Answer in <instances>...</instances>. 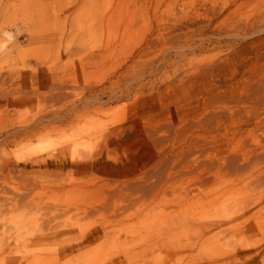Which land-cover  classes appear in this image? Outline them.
I'll list each match as a JSON object with an SVG mask.
<instances>
[{"label":"bare ground","instance_id":"obj_1","mask_svg":"<svg viewBox=\"0 0 264 264\" xmlns=\"http://www.w3.org/2000/svg\"><path fill=\"white\" fill-rule=\"evenodd\" d=\"M249 4H256L254 12L241 17L239 10ZM207 19L191 30L177 24L167 32L179 52L176 77H139L138 70L123 69L71 100L65 91L68 80L59 72H46V79L25 74L19 83L12 69L6 75L0 71V99L9 101L0 117L5 123L0 148L53 131L65 135L70 123L83 119L89 109L104 116L106 105L117 103L114 109L135 127V136L129 140L118 128H105L96 135V155L112 159L111 173L120 178L108 183L94 177L80 185L106 189L107 198L123 194L115 205L137 202L146 213L158 204L167 226L162 233L190 237L195 245L210 238L246 237L253 220L264 216V0H231ZM183 27L197 32L196 43L180 42ZM202 29L207 35L200 34ZM215 48L209 60L196 58ZM34 94L52 100L50 108L29 118L8 116ZM128 143L132 151H127ZM32 152L11 164L0 161V192L22 198L32 186H60L51 173L78 167L82 178L90 166H98L95 156L90 162L61 152ZM134 160L138 168L122 175L120 165Z\"/></svg>","mask_w":264,"mask_h":264},{"label":"rangeland","instance_id":"obj_2","mask_svg":"<svg viewBox=\"0 0 264 264\" xmlns=\"http://www.w3.org/2000/svg\"><path fill=\"white\" fill-rule=\"evenodd\" d=\"M229 1L0 0V32L10 31L16 37L9 42L0 36V44L7 45L0 50V71L6 75L4 71L12 69L7 72L16 73L19 83L25 81V74L46 79L47 73L59 72L68 80L65 91L71 100L83 96L85 87L106 82L123 69H136L139 77H176L179 52L172 48L176 45L166 38L167 32L177 24L188 25L189 30L204 25L216 8ZM255 6H244L239 15H250ZM181 30V43L197 42V32ZM205 32L200 30L202 36ZM162 48L168 50L160 53ZM216 50L196 58L209 60ZM136 58L139 61L132 69ZM40 96H29L28 103L11 109L8 116L29 118L49 109L53 101ZM6 103L0 99V117ZM116 104L106 105L109 110L104 116L89 109L83 119L70 123L65 135L53 131L47 137L0 148L4 164L40 149L90 162L95 156L98 164L82 178L78 167L51 173L60 186H32L22 198L0 192V264H264V216L253 220L244 238H210L195 245L190 237L162 233L167 226L158 204L146 213L137 202L115 205L123 194L107 198L106 189L80 185L94 177L108 183L120 178L111 173L112 159L96 155V135L105 128H118L129 140L135 136V127L125 123L122 111L114 109ZM0 123L1 131L5 123ZM126 149L132 151L133 145L128 143ZM138 164L135 160L122 163V175L136 170ZM92 204L98 207L88 209Z\"/></svg>","mask_w":264,"mask_h":264},{"label":"clouds","instance_id":"obj_3","mask_svg":"<svg viewBox=\"0 0 264 264\" xmlns=\"http://www.w3.org/2000/svg\"><path fill=\"white\" fill-rule=\"evenodd\" d=\"M0 36L6 37L9 42L13 41L16 38L10 31H2L0 32ZM6 46V44H0V50L5 48Z\"/></svg>","mask_w":264,"mask_h":264}]
</instances>
